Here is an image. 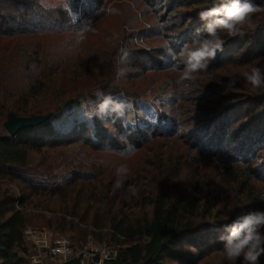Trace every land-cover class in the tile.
I'll return each mask as SVG.
<instances>
[{"label":"trees","instance_id":"16d2710c","mask_svg":"<svg viewBox=\"0 0 264 264\" xmlns=\"http://www.w3.org/2000/svg\"><path fill=\"white\" fill-rule=\"evenodd\" d=\"M226 2L0 0V125L11 112L51 114L15 138L0 133V264H26L23 233L37 223L75 232L81 244L93 234L119 245L117 258L105 264H230L221 239L226 226L243 213L264 210V0H247L253 10L237 22L236 34L220 28L210 33L201 13ZM116 15V34L100 42L94 62L86 64L78 36L103 35L100 23ZM205 44L214 55L187 71L188 54ZM53 48L73 53L62 57ZM69 60L86 65V74L69 70ZM61 65L65 71H58ZM123 68L137 76L176 69L192 75L196 88L180 91L159 124L125 129L115 114L110 130L106 120H97V139L105 141L98 145L116 139L119 151H133L158 137L178 139L211 160L212 179L203 180L194 164L186 172L178 154L150 156L144 169L149 181L129 194L126 186L139 181L126 172L113 186L117 175L111 169L76 175L56 188L25 178L36 174L30 170L33 153L91 133L86 122L67 132L54 127L52 119L65 106L96 88L104 98L132 96L119 81L127 79ZM253 69L261 74L258 86L247 80ZM87 75L89 82L82 80ZM53 91L56 102L42 105L40 98ZM157 125L165 132L157 133ZM258 264H264V253Z\"/></svg>","mask_w":264,"mask_h":264},{"label":"rangeland","instance_id":"374dc122","mask_svg":"<svg viewBox=\"0 0 264 264\" xmlns=\"http://www.w3.org/2000/svg\"><path fill=\"white\" fill-rule=\"evenodd\" d=\"M118 16L119 15L109 16L100 23L101 26L99 28L101 30H99L103 32V35H98L96 34L97 32H89L84 36H78L81 37L79 42L82 43V46L80 47H83L86 52L83 54L84 58H86V64L94 62L95 51L99 43L102 41H109L111 37L116 34L118 30L116 28L121 24V19ZM53 49L55 52L54 55H60L62 57L70 56L73 53V51L66 48ZM67 65L69 70L78 71L82 75H85L87 72L85 68L86 65H82L81 61L72 62L69 60L67 61ZM64 69L65 65H61L58 71H65ZM97 69L98 65L93 68L94 72H96ZM225 72L228 73L229 69L225 70ZM123 73L127 79L120 78V83L124 84L128 92L137 98L135 99L126 94L104 98L101 90L96 88L93 90L92 95L90 94L70 106H65L60 110V116L52 119L54 127L67 132L73 126H79L86 122L91 128V133L82 139H75V141L68 144L48 145L43 147L40 152L33 153L30 161V170L36 174L24 175L25 178L38 186L56 188L66 185L69 180L76 175L90 176L111 169L114 174L117 175V181L114 182L113 186L119 184V180L122 179L126 172L130 180L139 181H131L130 185L126 186L125 191L129 194L134 190L135 184L139 183L142 185L149 181V175L144 169L145 167L147 168L146 160H149L150 156L154 159L155 154H160V156L178 154L180 160L186 164V172L189 166L194 164L195 166L201 167L199 171H201L200 175L203 180L210 181L212 179L214 174L211 173V168L208 165L211 160L203 157L202 154L192 149H188L186 145H182L183 141L181 142V140L178 139H171V137L163 136L158 137L148 142L145 147L141 149L131 150L132 152L128 150L119 151L121 147H117L118 144L115 141L116 139L110 143L111 146H109V144L106 146L98 145V143L102 144L105 143V141H99L97 139L95 133V123L97 120L101 123L106 120L105 124L106 126L108 124L110 130L114 127L108 123V121H115V114L118 116V121L125 129L130 126L134 128L156 124L164 120V116L170 112L171 105L176 103L179 96L177 94H179L180 91L186 93L196 88L192 75L180 73L176 69L166 72L153 71L148 75L137 76V74L129 73L126 68H123ZM90 77L91 76L87 75V77L82 78V80L89 82ZM66 79L69 78L67 77ZM40 99L42 105L52 106L56 102L55 92L53 91L50 95ZM105 99H110L111 102L107 107L101 109L100 104ZM117 105H119V107H117ZM3 124L4 123L0 125L1 134L6 131ZM157 126V133L160 132L162 134V132H165L161 129V125ZM121 140H123L122 142L125 141V139ZM174 149L180 150L175 151ZM16 192L18 193V191ZM30 226L47 227L42 223ZM94 229L95 228H93V230ZM61 233L71 237L73 240L76 234L70 231ZM89 236L90 239L100 242L93 234ZM104 241L108 242L107 239L102 240V242ZM76 244L81 245V243L77 241Z\"/></svg>","mask_w":264,"mask_h":264},{"label":"clouds","instance_id":"9594fccd","mask_svg":"<svg viewBox=\"0 0 264 264\" xmlns=\"http://www.w3.org/2000/svg\"><path fill=\"white\" fill-rule=\"evenodd\" d=\"M238 10H245L240 16L233 13ZM252 6L247 0H227L226 3L209 8L201 13V19L205 20L206 28L210 33H215L217 28L228 31V34H236V24L244 14L252 11ZM219 47V44L216 45ZM215 49L207 44L190 51L188 54L187 71H195L203 67L201 63L205 58L212 57ZM247 80L254 85H260L261 74L259 69H253L251 75H247ZM110 99H105L100 108L104 109L110 103ZM119 107V105H117ZM122 171V170H118ZM226 235L221 239L224 244L225 258L230 264H235L236 260L242 258L241 264H258L259 256L264 253V210L250 211L238 216L231 225L226 226Z\"/></svg>","mask_w":264,"mask_h":264},{"label":"built area","instance_id":"2783aa9c","mask_svg":"<svg viewBox=\"0 0 264 264\" xmlns=\"http://www.w3.org/2000/svg\"><path fill=\"white\" fill-rule=\"evenodd\" d=\"M25 250L22 258L28 264H105L116 259L119 245L97 242L88 237L84 244H76L71 238L49 227L25 228Z\"/></svg>","mask_w":264,"mask_h":264},{"label":"water","instance_id":"95a60500","mask_svg":"<svg viewBox=\"0 0 264 264\" xmlns=\"http://www.w3.org/2000/svg\"><path fill=\"white\" fill-rule=\"evenodd\" d=\"M50 116L51 114L23 117L11 112L4 122V128L10 137L15 138L21 130L39 125L49 119Z\"/></svg>","mask_w":264,"mask_h":264},{"label":"snow or ice","instance_id":"6c2138e0","mask_svg":"<svg viewBox=\"0 0 264 264\" xmlns=\"http://www.w3.org/2000/svg\"><path fill=\"white\" fill-rule=\"evenodd\" d=\"M243 11H245V10H238L237 12H234L233 15L234 16H240L243 14Z\"/></svg>","mask_w":264,"mask_h":264},{"label":"crops","instance_id":"0c3cea01","mask_svg":"<svg viewBox=\"0 0 264 264\" xmlns=\"http://www.w3.org/2000/svg\"><path fill=\"white\" fill-rule=\"evenodd\" d=\"M26 264H28V263H26Z\"/></svg>","mask_w":264,"mask_h":264}]
</instances>
